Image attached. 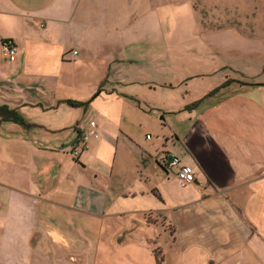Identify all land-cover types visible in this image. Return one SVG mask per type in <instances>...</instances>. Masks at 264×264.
I'll return each instance as SVG.
<instances>
[{
    "label": "crops",
    "instance_id": "crops-1",
    "mask_svg": "<svg viewBox=\"0 0 264 264\" xmlns=\"http://www.w3.org/2000/svg\"><path fill=\"white\" fill-rule=\"evenodd\" d=\"M171 3L0 0V104L23 120L0 122V257L27 264L29 245L58 248L73 225L113 226L115 247L155 225L151 264H264V99L185 109L198 97L169 60ZM90 121L97 134L74 157ZM173 155L201 192L167 167Z\"/></svg>",
    "mask_w": 264,
    "mask_h": 264
},
{
    "label": "rangeland",
    "instance_id": "rangeland-1",
    "mask_svg": "<svg viewBox=\"0 0 264 264\" xmlns=\"http://www.w3.org/2000/svg\"><path fill=\"white\" fill-rule=\"evenodd\" d=\"M170 1L175 6L169 12L165 8L171 40L169 60L185 63L186 69H179L186 72L178 86L181 92H188L185 98L198 97L194 103L202 107L206 99L219 94L227 96L232 106L236 102L242 108L245 101L243 108H259L264 99V0ZM174 95L173 103L181 102ZM114 230L113 226L80 229L73 225L66 230L67 241L58 248L45 240L37 248L29 245L27 264H62L57 253L68 258L64 264H100L102 260L103 264H151L149 256L161 247L157 240L164 236L161 229L150 225L148 231L130 233L138 243L115 247L110 240ZM13 258L1 256L0 264H24L25 254Z\"/></svg>",
    "mask_w": 264,
    "mask_h": 264
},
{
    "label": "built area",
    "instance_id": "built-area-1",
    "mask_svg": "<svg viewBox=\"0 0 264 264\" xmlns=\"http://www.w3.org/2000/svg\"><path fill=\"white\" fill-rule=\"evenodd\" d=\"M16 45L10 41H4L1 45V56L5 60L14 61L16 57ZM97 129L94 121H90L88 128L82 132L77 140V143L71 150V154L74 157L79 156L81 151L88 147V143L91 137L96 136ZM149 139L150 136L146 135ZM166 165L168 168H177L176 177L182 184H195L197 191L201 192L203 189V183L197 181L196 172L194 168L186 163H183L178 156H171L167 161Z\"/></svg>",
    "mask_w": 264,
    "mask_h": 264
},
{
    "label": "trees",
    "instance_id": "trees-1",
    "mask_svg": "<svg viewBox=\"0 0 264 264\" xmlns=\"http://www.w3.org/2000/svg\"><path fill=\"white\" fill-rule=\"evenodd\" d=\"M70 104L76 105L80 104L78 102L69 101ZM197 103H193L192 105L187 106L185 109H191L192 107H195ZM0 122H14L23 124L22 117L19 115L18 111L15 108H10L9 106L3 104H0ZM155 258L157 259V256L155 254Z\"/></svg>",
    "mask_w": 264,
    "mask_h": 264
}]
</instances>
